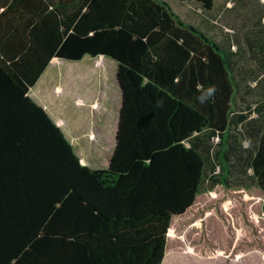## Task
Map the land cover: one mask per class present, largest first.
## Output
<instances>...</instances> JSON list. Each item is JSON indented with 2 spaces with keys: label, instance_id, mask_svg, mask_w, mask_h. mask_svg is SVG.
<instances>
[{
  "label": "trees",
  "instance_id": "trees-1",
  "mask_svg": "<svg viewBox=\"0 0 264 264\" xmlns=\"http://www.w3.org/2000/svg\"><path fill=\"white\" fill-rule=\"evenodd\" d=\"M179 1L206 11L214 0ZM213 34L164 0H0V264H161L179 243L170 227L240 187L262 194L264 225V108L246 146L231 131L245 117L235 107L247 76L264 73L251 64L264 40L246 30L241 49ZM84 53L116 61L106 167L81 163L28 94L52 56ZM231 164L254 183L230 176ZM205 179L220 195L197 210ZM194 241L201 253L231 243L202 230Z\"/></svg>",
  "mask_w": 264,
  "mask_h": 264
},
{
  "label": "rangeland",
  "instance_id": "rangeland-1",
  "mask_svg": "<svg viewBox=\"0 0 264 264\" xmlns=\"http://www.w3.org/2000/svg\"><path fill=\"white\" fill-rule=\"evenodd\" d=\"M167 2L178 13L186 11L188 14L189 8L193 7V3L188 1L167 0ZM260 39L264 40L263 32L260 34ZM252 52L253 63L251 62V64L256 65L257 68H263L264 49ZM110 59L105 64L104 70L95 68L93 61L91 68L80 66L81 62L79 64H70V62L52 64L53 68L51 66V69L47 70L37 83L35 82L33 89L30 88L31 90L28 92L29 96L38 100L39 103L46 102L50 112L55 113V116L59 115V117L51 118L72 142L80 159H87L85 161H88L93 167L107 166L108 158L106 156L111 154L114 143L113 129L116 117H111L109 113L111 111L113 114L116 108L119 92L114 73L116 61ZM246 81L249 84L246 86V90L240 92L243 96L237 97L235 107L245 117L231 128V131L239 136L243 146L247 145V140L250 138L246 130L248 121L260 119V110L264 108V73L258 74L257 79L250 73ZM57 87L59 90L51 95L50 89ZM57 93L61 96H54ZM83 98L86 101L84 105H80L83 106L82 112L80 106L75 102ZM105 108L108 113L105 112ZM78 115L81 117H76ZM90 140L93 142L90 143ZM100 142L102 147L95 149L94 147ZM212 158L214 159L213 156ZM207 168L211 170L209 164ZM230 168L235 170V173H231L230 176H236L237 180L250 179V182L254 183L251 176L247 177L244 172H239L238 169H243V166L234 167L231 164ZM214 170L218 171V167L215 166ZM211 185V181L205 179L202 189L207 192V196L203 201L196 203L197 210L208 198H218L220 195V191L216 192L211 189ZM239 189L242 191L233 192L228 199L220 201L221 211L218 208L219 204L217 208L210 207L212 205L210 204L208 207H203L202 213L196 219L191 221L182 219L180 223L170 227L168 235L172 239H177L179 243H171L161 264H264V225L259 208L262 194L254 186L253 188L240 187ZM241 208L245 213L240 211ZM222 211L226 213V216H223ZM226 229L230 232L228 233ZM201 230L205 240L215 243H218L220 237L229 238L230 245H224V247L230 248L232 245L231 248L227 250L228 248L224 249L221 245H215L211 252L207 250L204 253L199 252L194 245V239ZM248 230L250 232H247ZM255 230L256 238L249 242L250 233Z\"/></svg>",
  "mask_w": 264,
  "mask_h": 264
},
{
  "label": "crops",
  "instance_id": "crops-1",
  "mask_svg": "<svg viewBox=\"0 0 264 264\" xmlns=\"http://www.w3.org/2000/svg\"><path fill=\"white\" fill-rule=\"evenodd\" d=\"M70 1L71 0H68V4ZM164 1L167 2V0H164ZM180 2H184V1H180ZM188 2H192V1H188ZM263 2H264L263 0H214L211 9L206 10V11H204L198 3L192 2L193 7L189 8L190 16H189V13L187 14L186 11H182L179 13L181 14L182 18L193 23L194 25H198L199 27H203L204 29H208V30L214 32L213 35L215 37H217L219 40L226 39L228 41H232L233 43H235L238 47H240L242 49L241 46H243L242 43H244V40H245L244 36H245L246 30L253 31L254 35H256L257 37L261 34V32L264 31V26H263L264 3ZM203 11H204V13H203ZM248 35H250V34H248ZM233 48H235V45L233 46ZM109 60H111L110 57L108 58L107 56H105L103 54H98V55L92 56L88 53H84L81 56V58L75 59V60L52 56L49 59L46 67L44 68V70L39 75L38 79L36 80V83L44 75V73L47 70L51 69V66L53 68L52 64H55V63L60 64V63L70 62V64L71 63L79 64V62H81L80 66L91 68L92 67L91 66L92 61H93L95 68L97 67L98 69L104 70L105 64L108 63ZM115 71H116V65L114 67V73H115ZM47 73H49V72H47ZM116 83H117V80H116ZM33 86H31L30 88L33 89L32 88ZM30 88H29V90H31ZM117 88H118L119 96L117 99L116 108H115L113 114L111 111L109 113V114H111V117H116V123H115V127L113 129L114 137H115V131H116V125H117V119H118V110H119L120 101H121V90H120L118 83H117ZM29 90H28V92H29ZM56 90H59L58 87L50 89V94L53 95ZM54 96L59 97L61 95L57 93ZM34 100L37 101L38 104H40L46 110V112L49 114L50 117H59L58 114H56V116H55L54 115L55 113L50 112V110H49L50 108H49V106L47 107L46 102L44 104H42V103H39L38 100H36V99H34ZM85 101L86 100L83 98L81 100L76 101L75 104L78 106L84 105ZM98 106H100V104H98ZM79 108H80V111L82 110V112H83V106H80ZM106 111H107V108H105V112ZM82 112H81V116H82ZM106 113H108V112H106ZM115 114H116V116H115ZM101 115H102V113L100 114V116ZM81 116L78 115L76 117H81ZM92 142L93 141L90 140V143H92ZM70 143L72 144L71 141H70ZM72 146H73V144H72ZM100 146L102 147L101 142L98 143V145H96L94 148L96 149L97 147H100ZM113 147H114V143H113ZM112 150H113V148H112ZM110 155L106 156L108 158V161H109ZM85 160H87V159H85ZM85 160L80 159V162L87 164L90 167H93L90 165V163H88V161H85ZM163 257H165V255Z\"/></svg>",
  "mask_w": 264,
  "mask_h": 264
},
{
  "label": "water",
  "instance_id": "water-1",
  "mask_svg": "<svg viewBox=\"0 0 264 264\" xmlns=\"http://www.w3.org/2000/svg\"><path fill=\"white\" fill-rule=\"evenodd\" d=\"M121 90V89H120Z\"/></svg>",
  "mask_w": 264,
  "mask_h": 264
}]
</instances>
